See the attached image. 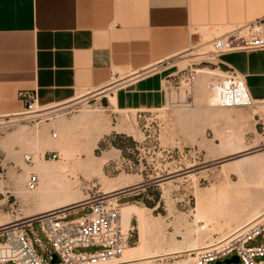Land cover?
Returning <instances> with one entry per match:
<instances>
[{"label":"rangeland","instance_id":"374dc122","mask_svg":"<svg viewBox=\"0 0 264 264\" xmlns=\"http://www.w3.org/2000/svg\"><path fill=\"white\" fill-rule=\"evenodd\" d=\"M226 30L201 34L200 39L187 49L188 52H183L181 58H174L173 63L184 68L191 63L209 61L208 56L199 57L198 54L207 53L211 48L206 40ZM219 72L215 70V73ZM127 78L133 80L137 75L121 71L112 75L102 86L77 93L74 100L69 102V108L61 109L57 118L50 122L36 124L35 121H25L27 119L23 116H0V232L3 226L22 219L28 220L43 210L33 204H24L17 196V185L20 183L25 187L29 174L35 172V156L41 159L42 166L52 168L62 165L59 155L52 158L53 152H58L46 144L60 139V134L58 138L51 137L55 125L59 123L57 121L70 122L76 127L84 114L87 116L88 130L101 134L95 142H91L87 140L89 132L76 127L75 137L85 148L75 160L69 162L67 183L87 199L92 194L106 195L109 199L118 198L120 210L125 205L139 208L146 219L147 243L138 259L150 255L152 259L146 260L148 263L143 260L135 264H193L195 256L183 252H188L196 245L201 248L211 240L210 235L198 230L199 222L206 224L212 235L222 233L221 236H225L230 231L223 220L230 211L221 209L218 203H211L210 199L226 190L225 176L233 185L239 184L235 167L237 163L257 157L264 158L262 125H258L257 132L253 130L252 134V128L232 126L228 122L235 108H208L206 101L209 91L206 84L209 80L203 75L192 88L193 98L190 103H164L157 109L119 111L111 106L108 97L104 95L108 93L114 96ZM108 89L110 91L101 94ZM171 95L172 102L177 98L180 101L185 99L182 92L180 95L176 92ZM238 111L258 113L264 122V105ZM17 135L39 140L41 143L37 153L15 142ZM105 153L112 156L103 164L101 174L95 172L94 168L84 167L85 163L96 161ZM27 155L31 163L24 161ZM231 195L230 199L235 201V194ZM73 208L78 209L77 205ZM89 211L78 210L69 218L86 216ZM137 227V220L132 216L130 227L124 229L131 230L132 239L127 247L138 246ZM33 232L50 249L37 222L33 225ZM30 237L33 239L31 234ZM262 242L258 238L247 246ZM34 249L36 254L48 260L47 252L38 244H34Z\"/></svg>","mask_w":264,"mask_h":264},{"label":"crops","instance_id":"0c3cea01","mask_svg":"<svg viewBox=\"0 0 264 264\" xmlns=\"http://www.w3.org/2000/svg\"><path fill=\"white\" fill-rule=\"evenodd\" d=\"M263 15L264 0H0V116L23 110L20 93L34 94L41 107L68 103L121 71L137 78L116 90V109L160 108L167 75L178 66L160 63L203 33ZM216 63L243 76L253 100H264V50L228 52ZM239 109L232 126L252 134L263 126L258 113Z\"/></svg>","mask_w":264,"mask_h":264},{"label":"built area","instance_id":"2783aa9c","mask_svg":"<svg viewBox=\"0 0 264 264\" xmlns=\"http://www.w3.org/2000/svg\"><path fill=\"white\" fill-rule=\"evenodd\" d=\"M208 43L211 47L209 51L199 56H208L209 61L191 63L184 68L175 66L174 72L167 75L163 88V94L167 97L165 103L173 105L190 103L193 98L192 88L201 72L206 69V75L209 77L207 89L214 98V107L246 109L263 106L264 100L255 101L250 97L244 77L229 66L216 63V59L228 52L244 53L264 50V15L260 19L230 28L210 39ZM182 55L183 53H179L159 65L168 67L169 62L173 63L174 58H181ZM198 66L201 68H197ZM219 66L225 69H220ZM209 67L215 68L209 69ZM216 69L221 75L215 73ZM173 92L179 95L182 92L184 101L177 98L175 102H172ZM18 97L24 101L23 110L16 115L4 118L23 116L27 119L25 121H35L36 124L50 122L57 118V113L61 109H68L70 104L68 101V103L41 107L37 104L34 94L20 93ZM262 128L264 130V124ZM52 133L56 138V133ZM57 155L53 152L52 158L55 159ZM24 161L31 163L30 156H25ZM37 182L38 177L32 176L27 180L26 187L33 191L37 187ZM80 203L81 206L77 210L72 208L58 212L60 210L56 209L31 217L28 219L29 222L22 219L3 226L0 232V264H53V255L57 257L55 264H135L134 262L120 263L117 260L132 239L131 230H124L121 226L118 198L109 199L106 195L92 194L88 200ZM83 209L90 210L89 214L69 218L72 213L76 214L78 210ZM36 222L50 249H47L46 245L35 236L33 225ZM198 230L210 235L211 242L208 241L204 248L196 251L183 252L195 256L193 264H217L233 256L237 257V264H264V214L225 236L209 234L208 226L203 222H199ZM258 238H261L263 242L247 246ZM35 243L47 252L48 260L36 254ZM90 248L93 249L90 252L81 251Z\"/></svg>","mask_w":264,"mask_h":264},{"label":"bare ground","instance_id":"6f19581e","mask_svg":"<svg viewBox=\"0 0 264 264\" xmlns=\"http://www.w3.org/2000/svg\"><path fill=\"white\" fill-rule=\"evenodd\" d=\"M199 55L200 54H198V56ZM206 74L207 71L206 69H204L199 75L198 80L200 79L201 75L208 77ZM106 91H110V90L109 89L105 90L101 94L103 95L104 93H106ZM208 94L209 97L207 98L206 101L207 107L208 108L211 107L215 109L216 107H214V98L212 94L210 93ZM104 96L108 97L109 103L113 108H115V97L109 96L108 93H106ZM260 106L262 107V105ZM214 112L217 113L216 111ZM86 119L87 116L85 114L82 115L80 118V122H78L76 127H80L84 131L89 132V137H87V140H90L91 142H95L101 133L95 134V132L94 133L90 132V130H88V123L86 122ZM57 122L59 123H57V126L55 125L54 133H56V138H58V134H60L59 136L60 139L59 140L57 139V141L54 142L52 141V143L47 142L46 146L51 150L53 149L58 152L59 157L62 159L61 160L62 165L60 166L57 165L56 167L48 168L40 165V162H42L41 159L35 156L33 164H35L36 170L34 173L29 174L28 179L36 175L38 177V182L36 185L37 187L33 191L27 188V190L29 191L28 192L25 188L28 179L25 180V187H23V185L20 183L17 185L18 187L17 196L21 198L24 204L27 205L33 204L35 207L43 209L36 215L51 212L56 209L60 210L58 212L67 211L73 208L75 205H77L78 208L79 206H81L80 202L89 199V196L87 199V197L80 194V191L78 189L70 187V185H68L66 180V175L68 174L70 169L69 162L71 160H75L80 155V153L84 151L85 145H83V143L78 142V139L75 137L74 131L76 127L73 124H71L70 122L66 123L64 121H57ZM44 131L46 133V130ZM64 134H66L67 137L64 136ZM51 137L54 138L53 133ZM16 141L19 145H21V147H24L26 149H33L36 153L40 148V143H41L39 140L37 141V139L29 140L27 137L23 135L16 137L15 142ZM231 149L238 150L239 148H231ZM111 156H112L111 154L105 153V155L98 158L96 161H88V163H85L84 167L94 168L95 172L101 174V168L103 164H105V162L109 158H111ZM235 167L237 168V172L239 175V181H240L239 184L233 185L231 182H229L228 177L225 176L224 182L226 185L225 188L226 190H224L222 193H217L213 195L214 198L212 197V199H210L211 203L212 202L218 203V206L221 209H228L230 211L229 215L226 216L227 218L223 219L224 223L228 225L226 226L227 229L230 230V231L227 230L228 233H230L235 229L241 228L244 225H247L249 222L257 218H260L264 214V158L257 157L247 161L244 160L241 163H237ZM233 193L236 196L235 201L230 199V195ZM218 210L219 209H217V211ZM36 215H34L33 217H35ZM132 216L135 217L138 223V227H137L138 237H139L138 246L126 247L125 250L121 253V256L117 259L120 263L142 262L143 260L148 261L149 259H152L150 258L151 255L149 257L145 256L143 257V259H138L139 254L143 252V249L145 248L147 243L146 219H144V215L139 210V208L133 205H125L120 210L121 226L123 229H128L130 227ZM26 222H29V220ZM219 225L221 224L219 223ZM218 228L220 229V227ZM220 231L221 229L218 232ZM227 231H225V233ZM209 241L211 242V240ZM196 246L191 247V249L187 251L188 252L196 251L198 249L204 248L206 244L201 248H197Z\"/></svg>","mask_w":264,"mask_h":264},{"label":"water","instance_id":"95a60500","mask_svg":"<svg viewBox=\"0 0 264 264\" xmlns=\"http://www.w3.org/2000/svg\"><path fill=\"white\" fill-rule=\"evenodd\" d=\"M52 257H53L52 263L55 264V262H57V257L54 255ZM237 263H238L237 257L233 256L231 259L223 260L222 262H218L217 264H237Z\"/></svg>","mask_w":264,"mask_h":264}]
</instances>
